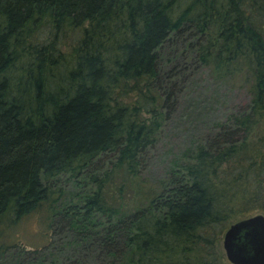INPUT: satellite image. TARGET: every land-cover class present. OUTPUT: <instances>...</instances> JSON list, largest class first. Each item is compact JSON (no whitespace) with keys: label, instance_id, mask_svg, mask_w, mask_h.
I'll use <instances>...</instances> for the list:
<instances>
[{"label":"trees","instance_id":"trees-1","mask_svg":"<svg viewBox=\"0 0 264 264\" xmlns=\"http://www.w3.org/2000/svg\"><path fill=\"white\" fill-rule=\"evenodd\" d=\"M193 29L199 62L245 74L250 100L145 185L169 107L159 48ZM61 174L86 179L75 201ZM33 214L117 264H231L216 242L264 215V0H0V255Z\"/></svg>","mask_w":264,"mask_h":264},{"label":"rangeland","instance_id":"rangeland-1","mask_svg":"<svg viewBox=\"0 0 264 264\" xmlns=\"http://www.w3.org/2000/svg\"><path fill=\"white\" fill-rule=\"evenodd\" d=\"M194 32L193 29L173 33L159 48L161 98L165 100L170 92L169 107L163 109L168 112L167 117L156 143L145 156L141 169L145 185L164 180L175 166L174 161L180 160L188 148L213 137L220 123L244 109L250 100L249 80L245 74L217 78L208 65L199 62L190 48L199 38ZM65 39L66 43L70 42V35ZM106 156L108 162L110 155ZM83 178L68 174L56 177L55 183L63 190V203L75 201L76 194L86 189ZM47 222L39 214L25 217L12 235L15 245L0 255V264H49L51 260L68 263L76 259L82 264H117V260L105 255L97 243L71 244L72 234L63 222L54 221L52 226ZM223 234L216 242V249L225 256ZM38 248L41 251L35 252Z\"/></svg>","mask_w":264,"mask_h":264},{"label":"water","instance_id":"water-1","mask_svg":"<svg viewBox=\"0 0 264 264\" xmlns=\"http://www.w3.org/2000/svg\"><path fill=\"white\" fill-rule=\"evenodd\" d=\"M222 246L231 264H264V215L231 223L223 234Z\"/></svg>","mask_w":264,"mask_h":264}]
</instances>
